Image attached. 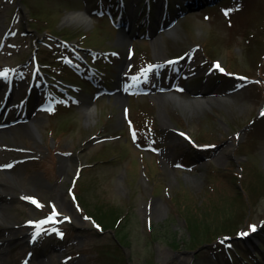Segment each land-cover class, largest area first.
<instances>
[{
	"label": "rangeland",
	"instance_id": "rangeland-1",
	"mask_svg": "<svg viewBox=\"0 0 264 264\" xmlns=\"http://www.w3.org/2000/svg\"><path fill=\"white\" fill-rule=\"evenodd\" d=\"M191 1L167 0L168 9L165 0H148L147 9L144 0H125L131 30L119 43L122 30L107 18L94 25L65 23L68 12L89 9L78 0H0V72L7 73L0 76V123L9 122L0 127V247L1 238L9 237L0 264H127L126 255L131 264H228L224 252L213 260L199 248L264 222V118L256 119L264 105V0ZM166 8L179 25L170 36L157 31ZM147 13L150 22L133 30ZM57 36L69 39L70 61L87 59L93 49H117L103 79L120 94L101 92L96 99L99 90L85 82L74 86L72 106L52 110L58 88L28 90L35 45L44 73L52 70L50 63L63 62ZM182 53V60L166 63ZM212 58L248 78L217 79ZM145 63L151 67L142 73ZM173 70L182 75L172 83L181 91L180 104L158 92L175 77ZM57 77L49 79L57 83ZM135 88L138 97L129 100ZM206 98H212L209 104L195 102ZM128 114L154 120L163 136L157 146L127 132ZM25 115L29 122H13ZM195 141L210 145L195 149ZM190 147L197 152L182 159ZM78 152L83 156L76 165L91 164L72 178L75 168L69 166ZM51 204L69 220L29 244L35 227L30 222L52 214ZM245 242L254 249L246 256L251 264H264L263 223ZM234 247L242 254L249 250L238 241Z\"/></svg>",
	"mask_w": 264,
	"mask_h": 264
},
{
	"label": "bare ground",
	"instance_id": "bare-ground-1",
	"mask_svg": "<svg viewBox=\"0 0 264 264\" xmlns=\"http://www.w3.org/2000/svg\"><path fill=\"white\" fill-rule=\"evenodd\" d=\"M63 20L65 21V23H69L71 21H78V22H82V23H86V22H89V18L87 17V15L84 13V12H80V11H77V12H71V13H67L64 17H63ZM125 37L126 35H120L118 40H119V43H121L122 41L125 40ZM220 97V96H219ZM211 99L212 98H207V99H198V100H195L196 103L198 104H209L211 102ZM179 104L181 103V101L178 102ZM83 107L85 108V111L86 113L88 114H91L92 113V109L90 108L89 104L88 103H85L83 105ZM28 129V131L36 138L39 137L38 133H37V129L34 127V126H30L28 125L26 127ZM5 135V134H4ZM83 154H81L80 152H78L77 154H75L74 156H72V162H71V166L69 167H73L75 168V165H76V161L78 158L82 157ZM71 169V168H70ZM159 209L161 208V203H158V206L156 207V209ZM21 237V236H20ZM9 240V237H5L3 236L1 238V241L3 244V247H0V257H1V254L2 256L5 254V242H7ZM3 259V257H2ZM0 261L2 262L1 258H0Z\"/></svg>",
	"mask_w": 264,
	"mask_h": 264
},
{
	"label": "snow or ice",
	"instance_id": "snow-or-ice-1",
	"mask_svg": "<svg viewBox=\"0 0 264 264\" xmlns=\"http://www.w3.org/2000/svg\"><path fill=\"white\" fill-rule=\"evenodd\" d=\"M228 11H230V10H225V15L227 16L228 15ZM170 63H174V62H170ZM214 68H216V69H219L220 71H223V69L220 67V65H219V63H216L215 65H214ZM0 76H7V73H3V72H0ZM240 79H245V78H243V77H241ZM260 115L261 116H264V110H262L261 111V113H260ZM181 135H183V134H181ZM7 167H11V165H8ZM32 203H34V204H37V206L38 207H40V205L38 204V202L36 201V200H32ZM57 215H60L56 210H55V208L53 207V212H52V217H49L48 218V220H44V221H40L37 225H36V227H37V231H36V233L33 235V241L37 238V236H39L41 233H40V231H39V227H40V225H43V224H45V223H48V222H50V221H52V218L53 217H55V216H57ZM67 219V218H66ZM87 219V218H86ZM31 223V222H30ZM250 228H251V230L252 231H255L256 230V226L255 225H252V226H250ZM53 231H55V230H53ZM58 235H60L61 237L63 236V233H58ZM239 235H241V236H246V235H248V233H240ZM25 264H27V262H25Z\"/></svg>",
	"mask_w": 264,
	"mask_h": 264
},
{
	"label": "trees",
	"instance_id": "trees-1",
	"mask_svg": "<svg viewBox=\"0 0 264 264\" xmlns=\"http://www.w3.org/2000/svg\"><path fill=\"white\" fill-rule=\"evenodd\" d=\"M98 211H99L100 214L103 215L102 211H101L99 208H98ZM103 216H104V215H103ZM191 234L193 235V233H191ZM200 243L202 244L203 241H201ZM200 243H199V244H200ZM206 246H207V245L201 246V247L199 248L200 250L198 249L199 252H200V251H201V252L204 251V250L207 248Z\"/></svg>",
	"mask_w": 264,
	"mask_h": 264
},
{
	"label": "water",
	"instance_id": "water-1",
	"mask_svg": "<svg viewBox=\"0 0 264 264\" xmlns=\"http://www.w3.org/2000/svg\"><path fill=\"white\" fill-rule=\"evenodd\" d=\"M126 258H128V255H126ZM128 263H129V264H131V262H130V261H128Z\"/></svg>",
	"mask_w": 264,
	"mask_h": 264
}]
</instances>
